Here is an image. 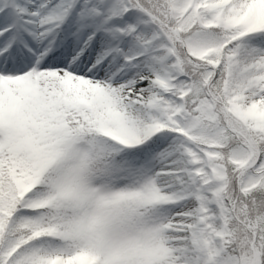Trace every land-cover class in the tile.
I'll list each match as a JSON object with an SVG mask.
<instances>
[{
	"label": "snow or ice",
	"instance_id": "obj_1",
	"mask_svg": "<svg viewBox=\"0 0 264 264\" xmlns=\"http://www.w3.org/2000/svg\"><path fill=\"white\" fill-rule=\"evenodd\" d=\"M0 264H264V0H0Z\"/></svg>",
	"mask_w": 264,
	"mask_h": 264
}]
</instances>
